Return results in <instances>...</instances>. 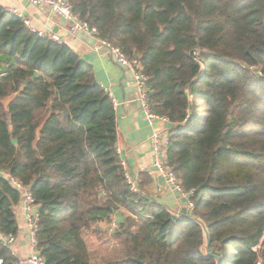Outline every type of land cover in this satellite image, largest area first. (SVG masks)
<instances>
[{
	"label": "trees",
	"instance_id": "16d2710c",
	"mask_svg": "<svg viewBox=\"0 0 264 264\" xmlns=\"http://www.w3.org/2000/svg\"><path fill=\"white\" fill-rule=\"evenodd\" d=\"M97 37L136 58L168 118L167 159L200 224L142 191L116 151L117 119L91 65L0 6V170L38 205L46 264H91L84 233L127 211L104 264H264V0H70ZM198 52V56L194 55ZM20 193L0 176V233ZM2 264L16 258L0 242ZM141 262V263H140Z\"/></svg>",
	"mask_w": 264,
	"mask_h": 264
},
{
	"label": "crops",
	"instance_id": "0c3cea01",
	"mask_svg": "<svg viewBox=\"0 0 264 264\" xmlns=\"http://www.w3.org/2000/svg\"><path fill=\"white\" fill-rule=\"evenodd\" d=\"M0 6L17 9L28 19L30 28L58 35L61 42L67 44L91 65L95 81L109 94L114 104L117 119L116 149L120 150V158L125 160L126 168L137 175L140 188L150 200L167 195L168 189L156 191L162 183V178L152 168L153 151L150 138L155 132L169 131L171 124L160 119L152 122L146 119L136 100L135 86L127 77L128 71L114 61L110 53L102 51L103 47L97 42L93 44L82 30L76 28L75 23L52 11L49 6L33 5L27 0H0ZM6 65V62L0 60V73ZM181 208L177 204L175 212H181ZM14 212L18 231L12 248L17 256L23 257L31 252L30 238L21 207L16 205ZM126 214L124 208H119L113 212L110 221L114 220L120 224ZM109 222H98L95 227L101 234L108 236Z\"/></svg>",
	"mask_w": 264,
	"mask_h": 264
},
{
	"label": "built area",
	"instance_id": "2783aa9c",
	"mask_svg": "<svg viewBox=\"0 0 264 264\" xmlns=\"http://www.w3.org/2000/svg\"><path fill=\"white\" fill-rule=\"evenodd\" d=\"M33 5L44 4L51 8L52 11L61 15L67 20L75 23L76 28L82 30V32L88 34L91 37H94L100 47L108 48V53L114 55L117 61L121 64H124L127 67V70L130 71L132 82L136 89V100L141 106L143 113L146 119L149 122H152L156 119L163 120L165 122H169L168 118L165 116H161L153 112L150 108L148 99H147V78L142 72L139 61L134 59H128L126 55L116 47L111 46L107 42L99 39L97 37V32L94 27H90L86 22H81L77 19V17L71 11V3L70 0H27ZM5 11L8 13L14 14L19 17L23 23L31 30L36 32L41 37H47L56 42H61V39L58 35L48 32L44 33L41 31L34 30L30 28L29 21L26 17H23L20 12L12 7H5ZM194 55L197 57L198 52H195ZM109 95V94H108ZM170 123V122H169ZM152 151H153V162L152 168L157 172V174L162 178V183L156 189L157 192H162L164 189H168L170 191H175L179 194L180 198L186 199L185 208L188 211H192L194 207V202L192 200L193 191L185 190L175 174L173 168L170 166L169 161L167 159V151L170 144V135L169 131H158L155 132L150 138ZM117 153L120 156V150L116 149ZM121 164L124 168V178L128 185V189L133 194H138L141 192L139 180L137 175L133 172L129 171L126 168V162L121 158ZM0 176L4 177L9 183L19 191L20 200L17 203L18 206L21 207L24 222L26 228L28 229V234L30 238L31 244V252L27 256H17L15 251L12 248V245L15 242V235H3L0 233V242L9 249L10 253L16 258L15 264H46L44 257L36 250V239L35 232L37 229V221H38V205L35 203L34 198L30 193V189L28 186L24 185L20 180L16 177L10 175L5 170H0ZM174 221L181 218V212H173ZM119 224L116 221H110L107 227V233L112 235L115 230H117ZM0 264H2V259H0Z\"/></svg>",
	"mask_w": 264,
	"mask_h": 264
},
{
	"label": "water",
	"instance_id": "95a60500",
	"mask_svg": "<svg viewBox=\"0 0 264 264\" xmlns=\"http://www.w3.org/2000/svg\"><path fill=\"white\" fill-rule=\"evenodd\" d=\"M84 34L86 35V37H88L92 40L93 44H95L97 42L94 37H91L86 33H84ZM102 51L108 52V48L104 47ZM112 57H113V60L116 61L123 69L128 71L127 67L124 64L119 63L114 55H112ZM127 77H129L132 80L130 71H128ZM152 200L154 202H156L157 204H159V205L165 207L166 209L170 210L171 212H175V206L177 204H179L182 207L181 208L182 217L187 218L193 222L200 224L202 229H203V233H204L205 252L209 255V243H210V241H209V235L207 232V228L197 218V216L195 214H193L192 211H188L185 208V205H186V199L185 198H180L179 194L177 192L168 190L167 195L161 196V197H153ZM216 259L219 261V264L222 262L220 257L216 256Z\"/></svg>",
	"mask_w": 264,
	"mask_h": 264
},
{
	"label": "rangeland",
	"instance_id": "374dc122",
	"mask_svg": "<svg viewBox=\"0 0 264 264\" xmlns=\"http://www.w3.org/2000/svg\"><path fill=\"white\" fill-rule=\"evenodd\" d=\"M84 238L90 252L91 264L106 263L103 259L110 258L118 249V241L114 235L107 236L101 232L90 231L84 233Z\"/></svg>",
	"mask_w": 264,
	"mask_h": 264
}]
</instances>
